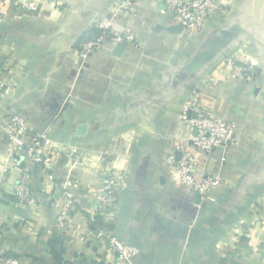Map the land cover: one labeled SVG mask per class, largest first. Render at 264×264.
Returning a JSON list of instances; mask_svg holds the SVG:
<instances>
[{"label": "crops", "instance_id": "obj_1", "mask_svg": "<svg viewBox=\"0 0 264 264\" xmlns=\"http://www.w3.org/2000/svg\"><path fill=\"white\" fill-rule=\"evenodd\" d=\"M20 2L38 11L24 12ZM217 2L226 13L186 35L157 31L176 26L164 5L136 0L115 28L129 27L137 43L118 57L112 42L80 63L83 36L96 19L114 15L115 0L1 1L0 121L22 113L58 147L77 148L83 162L52 157L60 181L80 182L71 228L63 230L56 220L66 202L17 208L22 157L7 161L0 127V247L23 264H110L114 256L92 237L88 214L101 181L126 172L128 190L106 219L139 249L134 264H264V0ZM229 57L240 64L229 67ZM242 60L255 70L251 79H241ZM195 92L207 115L238 125L237 146L199 154L198 179H222L206 202L173 178L167 162L181 156V114Z\"/></svg>", "mask_w": 264, "mask_h": 264}, {"label": "built area", "instance_id": "obj_2", "mask_svg": "<svg viewBox=\"0 0 264 264\" xmlns=\"http://www.w3.org/2000/svg\"><path fill=\"white\" fill-rule=\"evenodd\" d=\"M2 0H0L1 3ZM136 0H115L116 10L113 16L99 18L94 21L95 28L100 31L93 35L89 30L83 36L79 48V62L87 60L92 54L100 52L108 44L114 42L118 46L134 45L137 37L129 28L118 33L115 25L120 14L134 6ZM164 5V12L172 18L176 26H181L184 34H201L212 20L226 13L225 8L217 0H152ZM19 8L24 12L35 13L38 5L33 2H20ZM229 67L238 66V58L229 57L224 60ZM241 79H251L254 68L243 61L240 65ZM3 83L0 80V90ZM201 96L195 92L184 105L181 123L186 130V142L177 147L181 156L170 155L169 172L175 180L183 185L188 192L206 202L213 192L222 185V179L216 175H201L198 179L200 153H211L216 149L229 151L239 144L238 125L228 119L212 117L205 113L201 105ZM0 127L9 142L7 161L13 160L17 154L22 157L20 178L15 185L17 208L20 210H34L43 206L61 208L66 207L57 216V224L63 230H70V208L77 204L75 190L79 188V181L60 179L51 171L53 156H67L73 166L80 165L83 157L77 148H61L52 141L45 132L32 129L28 117L22 113H15L0 121ZM44 179L43 186L40 180ZM129 187L126 172L119 175L105 177L99 187L93 192L95 207L88 214V223L94 239L105 244L114 259L110 264H134V258L139 249L119 237L107 222V216L119 205ZM3 230L0 229V234ZM249 240L255 238L248 236ZM264 242V241H263ZM264 263V259H263ZM0 264H23L22 260L10 253L6 246L0 247ZM96 264V263H87Z\"/></svg>", "mask_w": 264, "mask_h": 264}, {"label": "water", "instance_id": "obj_3", "mask_svg": "<svg viewBox=\"0 0 264 264\" xmlns=\"http://www.w3.org/2000/svg\"><path fill=\"white\" fill-rule=\"evenodd\" d=\"M157 31L160 30H165L166 32L170 33V34H184V30L181 26H172L169 28H164L159 26L158 28H156ZM227 35V31H223L221 32L218 36H216L211 42H210V51L213 47H215L216 45L220 44L225 36ZM125 54V49L121 46H118L116 51H115V55H117L118 57H122ZM86 129V126H82V128H80V134H84V131Z\"/></svg>", "mask_w": 264, "mask_h": 264}, {"label": "trees", "instance_id": "obj_4", "mask_svg": "<svg viewBox=\"0 0 264 264\" xmlns=\"http://www.w3.org/2000/svg\"><path fill=\"white\" fill-rule=\"evenodd\" d=\"M99 33H100V31L97 30L96 28L93 29V31L91 32V34H93V35H97V34H99Z\"/></svg>", "mask_w": 264, "mask_h": 264}]
</instances>
